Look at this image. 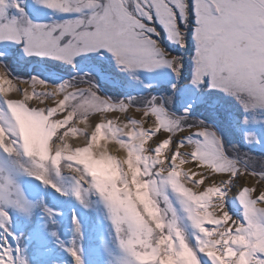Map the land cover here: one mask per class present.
<instances>
[{
  "label": "snow or ice",
  "instance_id": "obj_1",
  "mask_svg": "<svg viewBox=\"0 0 264 264\" xmlns=\"http://www.w3.org/2000/svg\"><path fill=\"white\" fill-rule=\"evenodd\" d=\"M33 62L49 78L13 74ZM120 74H156L165 94H102ZM197 108L264 126V0H0V264H33L14 215L38 264H86L76 212L65 241L24 177L98 206L111 247L97 264H264V157L229 148Z\"/></svg>",
  "mask_w": 264,
  "mask_h": 264
},
{
  "label": "rangeland",
  "instance_id": "obj_2",
  "mask_svg": "<svg viewBox=\"0 0 264 264\" xmlns=\"http://www.w3.org/2000/svg\"><path fill=\"white\" fill-rule=\"evenodd\" d=\"M49 15H51V13L45 10L41 13V18L47 19ZM185 63V78H187L191 73V64L187 57ZM13 74L24 79H29L32 76H39L41 79L49 78V73L44 70V65L40 62H33L30 64L21 63L16 65L14 66ZM118 78L122 82L121 87L119 88L112 87L104 81H98L101 93L116 100L133 96L143 98L149 95V93L152 95L165 94L158 90L159 85L156 84V80L159 77L156 74L142 75V83L140 81H134L123 74H120ZM49 82L52 81L49 80ZM148 85H151L152 87L149 88ZM21 87H27V85H21ZM173 110L183 111L182 107L178 104L173 105ZM131 114L135 118H140V114L135 113L134 111ZM192 116L194 119H204L208 123L212 124L216 131L224 138L225 143L229 148L233 145H239L240 150L242 151H249L252 155L258 158L264 157V149H262L259 145L252 147L244 143L245 134H256L264 138V126L254 124L245 126L240 119L228 122L223 118L215 117L203 108H197L192 113ZM114 118L122 119L119 114H114ZM103 142L104 141H102V143ZM116 148L117 146L111 145L112 154L114 155L118 154ZM119 154L123 155V153ZM256 167L259 168L260 164L257 163ZM22 183L30 198L36 199L42 197L48 206L57 209L63 214L61 217H58V220L65 241H67L71 235L69 229L71 228L72 214L73 211L76 212L85 233L84 247L86 264H97V262H101L106 259V250L111 247V226L107 219L103 218L102 211L99 216L97 215V211L99 210L98 206H94L91 209H85L74 199L62 196L54 189L45 187L40 181L30 177H24L22 179ZM248 183L253 184L254 180L249 178ZM44 219L45 218L41 216L40 223H43ZM31 227L32 225L25 226L22 219H18L15 215L13 216L12 230L24 236L25 246L29 248V257L33 260V264H38V259L33 257L31 251V248L34 247V245L29 242V232ZM49 244H51V241H49ZM60 259L64 262V264H71V258L66 253H60Z\"/></svg>",
  "mask_w": 264,
  "mask_h": 264
},
{
  "label": "bare ground",
  "instance_id": "obj_3",
  "mask_svg": "<svg viewBox=\"0 0 264 264\" xmlns=\"http://www.w3.org/2000/svg\"><path fill=\"white\" fill-rule=\"evenodd\" d=\"M109 147H110V149H111V145H109ZM111 151H112V149H111Z\"/></svg>",
  "mask_w": 264,
  "mask_h": 264
}]
</instances>
